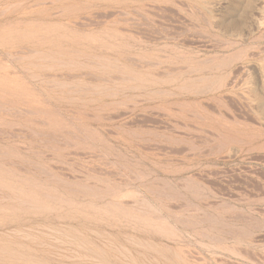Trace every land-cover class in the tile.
I'll return each mask as SVG.
<instances>
[{
	"label": "rangeland",
	"instance_id": "374dc122",
	"mask_svg": "<svg viewBox=\"0 0 264 264\" xmlns=\"http://www.w3.org/2000/svg\"><path fill=\"white\" fill-rule=\"evenodd\" d=\"M0 264H264V0H0Z\"/></svg>",
	"mask_w": 264,
	"mask_h": 264
},
{
	"label": "bare ground",
	"instance_id": "6f19581e",
	"mask_svg": "<svg viewBox=\"0 0 264 264\" xmlns=\"http://www.w3.org/2000/svg\"><path fill=\"white\" fill-rule=\"evenodd\" d=\"M157 88V87H156Z\"/></svg>",
	"mask_w": 264,
	"mask_h": 264
}]
</instances>
